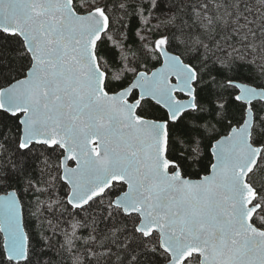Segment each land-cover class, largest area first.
I'll return each mask as SVG.
<instances>
[{
	"label": "snow or ice",
	"instance_id": "6c2138e0",
	"mask_svg": "<svg viewBox=\"0 0 264 264\" xmlns=\"http://www.w3.org/2000/svg\"><path fill=\"white\" fill-rule=\"evenodd\" d=\"M0 264H264V0H0Z\"/></svg>",
	"mask_w": 264,
	"mask_h": 264
},
{
	"label": "trees",
	"instance_id": "16d2710c",
	"mask_svg": "<svg viewBox=\"0 0 264 264\" xmlns=\"http://www.w3.org/2000/svg\"><path fill=\"white\" fill-rule=\"evenodd\" d=\"M133 27L135 26V22H133V25H132Z\"/></svg>",
	"mask_w": 264,
	"mask_h": 264
}]
</instances>
